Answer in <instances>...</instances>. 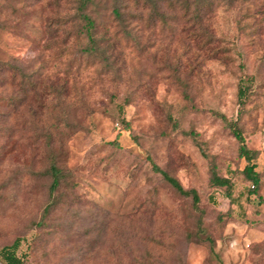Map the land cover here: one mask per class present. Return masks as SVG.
Segmentation results:
<instances>
[{
  "label": "rangeland",
  "instance_id": "obj_1",
  "mask_svg": "<svg viewBox=\"0 0 264 264\" xmlns=\"http://www.w3.org/2000/svg\"><path fill=\"white\" fill-rule=\"evenodd\" d=\"M79 2L0 0V248L20 238L24 264H264V0H89L92 52ZM218 114L253 151L254 188ZM52 162L65 176L46 213Z\"/></svg>",
  "mask_w": 264,
  "mask_h": 264
},
{
  "label": "trees",
  "instance_id": "obj_2",
  "mask_svg": "<svg viewBox=\"0 0 264 264\" xmlns=\"http://www.w3.org/2000/svg\"><path fill=\"white\" fill-rule=\"evenodd\" d=\"M89 3V0H80L79 5L77 7V16L80 20L84 22L83 27L84 31L88 37V40L91 42L90 46L85 48V51L92 52L96 49L97 38L95 37V29L96 25L94 20L86 13V6ZM119 16V13L115 11ZM245 82V80L243 81ZM246 85H242L238 88V100L239 103L242 105L247 97ZM218 117L223 120L226 126L230 129L232 135L237 140L239 145V154L243 156L246 160V165L244 167V172L248 178L252 182L254 188L255 185L259 183V176L258 173L255 171V163L251 160L253 158V151L246 145L245 138L242 134L241 129L237 125L235 120H228L224 115L218 114ZM124 127L128 129V124L125 123ZM202 154H205L202 151ZM152 169L156 172L161 173L162 177L180 194L183 196H191L193 204L196 205L199 201V197L197 192L194 189H185L179 180L167 172L161 170L156 164L152 163ZM48 174L51 177V182L48 186V193L49 197L51 198L50 203L44 208V212H48L49 209L55 205L54 201V193L58 189L61 180L64 178V173L60 167H58L55 162H52L48 168ZM211 181L212 183L220 186H228L229 181L225 177H220L215 172L214 167L211 168ZM21 246L20 238H16L10 245L3 246L0 248V261L3 264H24L23 254L19 252V248Z\"/></svg>",
  "mask_w": 264,
  "mask_h": 264
},
{
  "label": "built area",
  "instance_id": "obj_3",
  "mask_svg": "<svg viewBox=\"0 0 264 264\" xmlns=\"http://www.w3.org/2000/svg\"><path fill=\"white\" fill-rule=\"evenodd\" d=\"M252 187H253V185H252Z\"/></svg>",
  "mask_w": 264,
  "mask_h": 264
}]
</instances>
